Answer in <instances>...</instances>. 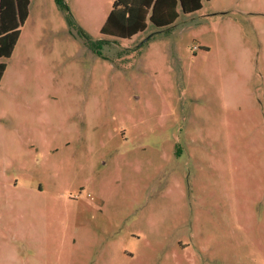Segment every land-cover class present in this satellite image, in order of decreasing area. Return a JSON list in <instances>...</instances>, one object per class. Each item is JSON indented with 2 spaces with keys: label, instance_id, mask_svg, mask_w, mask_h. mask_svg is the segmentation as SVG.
<instances>
[{
  "label": "rangeland",
  "instance_id": "1",
  "mask_svg": "<svg viewBox=\"0 0 264 264\" xmlns=\"http://www.w3.org/2000/svg\"><path fill=\"white\" fill-rule=\"evenodd\" d=\"M64 2L0 59V264H264V0L129 38Z\"/></svg>",
  "mask_w": 264,
  "mask_h": 264
},
{
  "label": "trees",
  "instance_id": "2",
  "mask_svg": "<svg viewBox=\"0 0 264 264\" xmlns=\"http://www.w3.org/2000/svg\"><path fill=\"white\" fill-rule=\"evenodd\" d=\"M30 0H0V59L8 58L19 35V30L28 15ZM64 11L65 19L72 22L64 0H56ZM202 7V0H117V7L112 9L101 33L119 38H129L143 31L146 18L157 28L168 33L179 12L193 13ZM104 39L92 41L91 48L99 53ZM4 62L0 61V77Z\"/></svg>",
  "mask_w": 264,
  "mask_h": 264
},
{
  "label": "crops",
  "instance_id": "3",
  "mask_svg": "<svg viewBox=\"0 0 264 264\" xmlns=\"http://www.w3.org/2000/svg\"><path fill=\"white\" fill-rule=\"evenodd\" d=\"M180 13V12H179Z\"/></svg>",
  "mask_w": 264,
  "mask_h": 264
}]
</instances>
